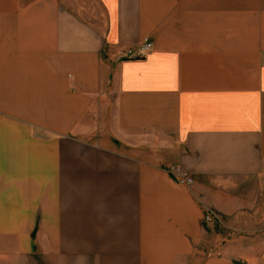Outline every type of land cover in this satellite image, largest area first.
I'll use <instances>...</instances> for the list:
<instances>
[{
    "label": "crops",
    "instance_id": "obj_1",
    "mask_svg": "<svg viewBox=\"0 0 264 264\" xmlns=\"http://www.w3.org/2000/svg\"><path fill=\"white\" fill-rule=\"evenodd\" d=\"M263 174L264 0H0V264H262Z\"/></svg>",
    "mask_w": 264,
    "mask_h": 264
},
{
    "label": "built area",
    "instance_id": "obj_2",
    "mask_svg": "<svg viewBox=\"0 0 264 264\" xmlns=\"http://www.w3.org/2000/svg\"><path fill=\"white\" fill-rule=\"evenodd\" d=\"M153 43L145 38L141 44H140V48L138 50H127L126 52H124L123 57L127 58V59H131V60H139V59H143L146 57V55L148 54L149 51H151L153 49ZM172 173L176 176H180V181L181 183H184L186 185H190L192 183V179L188 177V175L184 172H182L180 169L177 168H173ZM217 221L218 223L222 224V219L217 216L214 215L212 213H208L205 215L204 217V222L207 224H211L212 222Z\"/></svg>",
    "mask_w": 264,
    "mask_h": 264
},
{
    "label": "rangeland",
    "instance_id": "obj_3",
    "mask_svg": "<svg viewBox=\"0 0 264 264\" xmlns=\"http://www.w3.org/2000/svg\"><path fill=\"white\" fill-rule=\"evenodd\" d=\"M258 185L259 187L261 188L260 190V193H258L256 196H255V199L254 201V204H258L260 207L264 208V174L263 176L258 180ZM253 180H252V187H253ZM253 213V212H252ZM212 233V232H211ZM214 235L216 234H219V235H225L226 232L225 230L222 231L219 230V231H215L213 232ZM221 239V238H220ZM264 241V240H263ZM264 244V242H263ZM244 245V244H243ZM264 246V245H263ZM256 247H259V248H263L262 246L258 245L256 243H252V245H249L248 248H242V252H241V258L243 260V263L242 262H239L240 264H252V259L254 260V264L256 263H259L260 261H258V259H256V255H252V252L255 253L254 249ZM262 264H264V258L261 262Z\"/></svg>",
    "mask_w": 264,
    "mask_h": 264
},
{
    "label": "trees",
    "instance_id": "obj_4",
    "mask_svg": "<svg viewBox=\"0 0 264 264\" xmlns=\"http://www.w3.org/2000/svg\"><path fill=\"white\" fill-rule=\"evenodd\" d=\"M238 264H240V263H238Z\"/></svg>",
    "mask_w": 264,
    "mask_h": 264
}]
</instances>
